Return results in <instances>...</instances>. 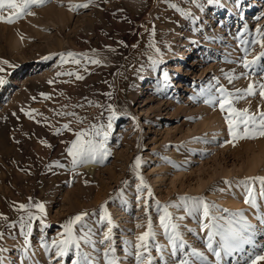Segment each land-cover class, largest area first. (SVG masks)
I'll return each instance as SVG.
<instances>
[{
	"label": "rangeland",
	"instance_id": "obj_1",
	"mask_svg": "<svg viewBox=\"0 0 264 264\" xmlns=\"http://www.w3.org/2000/svg\"><path fill=\"white\" fill-rule=\"evenodd\" d=\"M220 1L235 11L214 13L217 4L225 7ZM86 2L48 0L32 7L35 15L12 24L0 22V60L16 65H0L6 80L0 86V232L4 233L0 248L6 249L0 252V262L71 264L75 250L60 259L54 248L50 255L44 244L51 246L53 240L62 239L63 225L87 212L83 231L92 243L83 244L82 252L94 264H106L104 251L110 244L119 264H136L132 253L137 238L148 230L149 219L156 233L153 264H176L178 257L169 255L170 242L160 225L163 206L171 205L167 208L170 223L179 225L187 249L203 251L209 258L206 264H215L206 248L207 229L202 228L209 219L202 211L189 215L184 197L214 203L213 214L225 217L216 223L224 227L239 210L255 226L253 244L225 257L223 264H245L249 257L264 256V224L258 219L264 215L261 185H254L258 208H253L245 203L247 192L239 183L246 177L264 176V137L228 143V113L218 104L204 103L206 97L199 95L201 88L216 84L214 77L230 91L260 79L259 74L248 75L229 83L225 73L235 70L239 76L245 71L239 63L244 55L241 38L259 39L257 29L264 32V0L211 4L208 0H92L88 8L70 10L71 5ZM68 51L86 53L102 63L82 59L81 65L61 64L54 54ZM179 51L187 52L185 58H169ZM261 51L257 43L249 48L247 58ZM47 56L51 58L42 59ZM150 57L159 63L153 65ZM260 63L264 64V58ZM68 71H77L84 79L56 75ZM109 104L118 115L107 140L110 155L103 162L73 168L66 149L76 132L93 123H107ZM234 107L255 113L264 111V101L257 93L235 102ZM61 112H75L83 122ZM64 124L72 130L56 134ZM137 156L142 159L139 174L152 197L147 188L137 191L140 180L131 167ZM38 202L46 209L44 225L33 219L31 233L24 229L25 244L19 220H27L29 212L40 214L34 207L20 209L19 204ZM101 206L110 215L111 225L100 220ZM13 222L17 223L14 228L9 226ZM109 228L112 240L100 243ZM75 230L79 235L80 225Z\"/></svg>",
	"mask_w": 264,
	"mask_h": 264
},
{
	"label": "snow or ice",
	"instance_id": "obj_2",
	"mask_svg": "<svg viewBox=\"0 0 264 264\" xmlns=\"http://www.w3.org/2000/svg\"><path fill=\"white\" fill-rule=\"evenodd\" d=\"M48 0H0V22L12 24L16 20L23 18L25 15H35L31 11L34 6H42L47 3ZM215 0H208L211 4ZM92 0H88L86 3L71 5L70 10H78L79 8H88ZM171 7L175 8L176 11L183 13V9L172 4ZM7 12V15L4 13ZM187 15V14H186ZM153 29V35H154ZM259 39L245 40L241 38L242 52L244 55L240 58L239 63L245 69L241 72L239 76L236 75L235 70L231 73H225V77L228 79L229 83H232L234 79H238L243 76L248 75H260L259 80L250 81L247 88L244 89H234L229 90L224 85L219 84V79L215 78L216 84L211 85L208 88H201L199 95L206 97L204 103L216 106L218 104L222 112H227L228 115L225 116V121L228 126V134L230 140L228 143H234L241 139H256L264 137V111H258L251 113L249 109H239L234 107L235 102L244 99L249 96H256L257 93L264 101V64L260 61L264 58V51H261L253 59L249 60L247 54L251 46L259 43L260 47L264 49V32L257 29L256 32ZM150 47H154V43H150ZM157 53L160 52L159 48H155ZM59 55L60 63H72L75 65H81V60H86L91 64L99 65L102 63L99 59L89 58L86 53H76L73 51H68L66 53L54 54ZM51 56L42 57V59H50ZM152 64L156 65L159 63L158 60L152 59ZM0 65H9V67H16V65L10 64L8 60H0ZM5 69L0 67V73L4 72ZM57 76L66 75L69 77H75L76 80L84 79V76L77 71L68 72H57ZM68 83L70 81H64ZM6 83L5 76L0 75V86ZM48 83H54L53 80H49ZM46 99L51 98L47 93H41ZM35 99V97H33ZM89 101V104H92ZM100 106V105H96ZM82 107V105H78ZM109 115L107 116V123H93L87 129H82L75 133L76 139L71 141V146L66 149L68 155L71 157L72 167L75 168L84 163L95 162L99 160L103 162L104 159L110 155V150L107 147V140L110 135V130L113 127V121L118 118V115L111 104L106 106ZM23 111V109H21ZM31 117V113H26ZM59 115L75 116L78 122H83V118L78 117L75 112H61ZM134 119V118H133ZM63 129L71 131L69 124H64L62 128H57L56 134H60ZM195 139V138H194ZM43 142V141H42ZM57 166L63 167L59 161L53 162ZM142 159L137 156L131 165L135 171L140 183L137 185V191H142L144 188L148 189V196L152 197L151 188L145 183L142 176L139 174V168L141 167ZM50 167V166H49ZM261 185V194L264 195V176L257 177H246L244 181L239 183L243 184L247 192V197L245 199L246 204H250L253 208H258L257 200L254 196L253 188L256 183ZM121 193L123 189L120 190ZM141 197L137 196L139 201ZM183 207L188 211L189 215H193L196 212L202 211L204 218L209 219V223L202 224V228L207 229V240L206 248L208 252L212 253L215 257V264H223L225 257H232L234 254L246 251L245 246L253 244L252 230L254 225H252L243 214V210H239L233 214V218L227 221L228 226L217 224V220H223L225 217L216 216L213 214L212 209L215 208V204L212 202H207L203 197H184ZM31 200V198H30ZM158 209L161 207L157 201ZM171 205H164V214L160 217V225L164 229V234L170 242V253L171 257H178L176 264H206L208 261V256L205 255L203 251L192 248L190 251L187 249V243L183 239L182 234L179 232V225L170 223L171 213L167 211V208ZM29 207H34L39 210V216L36 217L33 213L29 212L28 219L25 220L21 217L19 220V227L21 233H24V229L27 228V233L30 234L32 230L31 221L33 219H39L40 223L44 225L43 217L46 216V209L42 202H38L34 205L31 204H19L20 209H27ZM147 207V202H146ZM180 207V205H177ZM102 215L100 220L107 222L111 225L112 221L110 215L104 210V206H101ZM227 212L228 210H223ZM89 214L87 212H81L76 216L70 218L68 222L63 225L62 239L59 241L53 240L51 246L47 243L44 244L45 249L51 255V251L55 249L56 258H64L69 255L70 251H74L75 259L71 261V264H94V261L90 258L87 252H82V245L92 243L90 240V235L84 234V220ZM6 219V217H5ZM183 219V217H181ZM261 224H264V215L258 217ZM80 225V234H76V226ZM10 227H16L17 223L13 222L9 225ZM191 231V230H189ZM156 233L152 228L151 220L149 219L148 230L144 231L137 238V243L135 244V251L132 253L134 255L136 264H153V256L151 255V247L155 240ZM4 233L0 232V239H3ZM218 237V239H217ZM112 240V229L109 228L108 232L105 233L104 239L100 243H105ZM25 244H28V238L25 234ZM156 250L163 256V249L160 245H155ZM6 251V249L0 248V252ZM27 251V249H25ZM104 258L106 264H119V259L115 256L114 244L104 251ZM264 260V256L256 255L254 257H249V260L245 261V264H257V261ZM2 264V262H0Z\"/></svg>",
	"mask_w": 264,
	"mask_h": 264
},
{
	"label": "bare ground",
	"instance_id": "obj_3",
	"mask_svg": "<svg viewBox=\"0 0 264 264\" xmlns=\"http://www.w3.org/2000/svg\"><path fill=\"white\" fill-rule=\"evenodd\" d=\"M221 2V1H220ZM221 4H225V7H221L220 5H218L217 4V6H215L214 8H215V11H214V13L215 12H219V11H222V10H225V11H227V9H228V11H229V13L230 12H233V11H235V8L234 7H232L229 3H226V2H221ZM15 42V41H14ZM15 44V43H14ZM187 52L185 51V52H182V53H180V51L179 52H177V53H174L173 55H171V57H169L170 59H174V58H185V54H186ZM169 56V55H168ZM37 67V66H36ZM141 86V85H140ZM144 87V86H143ZM138 89H140V87L138 88ZM144 89V88H143ZM142 89V90H143ZM168 245V244H167ZM170 245V244H169Z\"/></svg>",
	"mask_w": 264,
	"mask_h": 264
}]
</instances>
